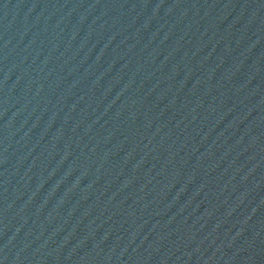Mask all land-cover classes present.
I'll list each match as a JSON object with an SVG mask.
<instances>
[{
    "label": "water",
    "instance_id": "1",
    "mask_svg": "<svg viewBox=\"0 0 264 264\" xmlns=\"http://www.w3.org/2000/svg\"><path fill=\"white\" fill-rule=\"evenodd\" d=\"M0 264H264V0H0Z\"/></svg>",
    "mask_w": 264,
    "mask_h": 264
}]
</instances>
